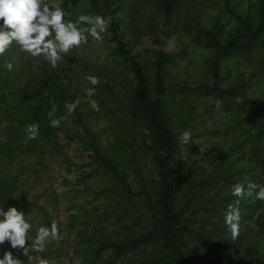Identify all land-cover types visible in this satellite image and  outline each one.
I'll return each mask as SVG.
<instances>
[{"label":"trees","instance_id":"trees-1","mask_svg":"<svg viewBox=\"0 0 264 264\" xmlns=\"http://www.w3.org/2000/svg\"><path fill=\"white\" fill-rule=\"evenodd\" d=\"M185 2L127 0L115 6L112 0H62L66 20L80 14L110 20L101 53L85 52L87 45L56 68L15 48L0 57V208L24 211L30 237L56 220L70 238L31 255L50 264H264V203L240 200L237 240L224 225L228 205L238 199L231 186L264 184V104L249 100L251 76L236 72L229 81L220 69L224 59L247 55L257 43L264 71V0L256 20L233 13L238 28L223 40L215 31L183 24ZM175 34L191 35L213 52L205 81L192 86L182 80L176 68L186 52L160 48L162 36ZM5 60L14 63L12 72L3 68ZM89 74L101 81L92 97L98 112L83 91L92 87L84 79ZM77 97L74 115L50 127L52 105L60 117L65 103ZM208 100L221 107L220 119ZM96 120L104 124V140L93 129ZM33 123L39 137L27 140L24 129ZM184 130L211 136L199 156L179 143ZM61 133L81 153L78 164L70 161ZM62 162L80 168L83 181L103 180L65 223L57 215V192L43 178L51 164ZM5 251H12L7 242L0 258ZM13 255L29 264L22 253Z\"/></svg>","mask_w":264,"mask_h":264},{"label":"clouds","instance_id":"clouds-1","mask_svg":"<svg viewBox=\"0 0 264 264\" xmlns=\"http://www.w3.org/2000/svg\"><path fill=\"white\" fill-rule=\"evenodd\" d=\"M69 13L62 6V0H0V57H4L12 48L24 53L37 62L43 60L51 67L56 68L65 56L74 50H79L89 44L88 37L93 41L103 39L108 32L110 20L102 15L80 14L78 18L66 20ZM3 68L9 72L14 70V63L5 60ZM92 87H85L86 102L93 111H100L99 103L92 99L96 95V88L101 83L99 77L87 75L84 77ZM67 85L69 81L65 80ZM81 98L66 102L65 114L56 117L58 106L53 104L48 112L49 125L59 128L61 123L67 122L74 115ZM27 140H36L39 137V125H27L24 129ZM145 135L149 132L144 129ZM178 141L181 145L192 143V133L184 130ZM183 154V148H181ZM231 195L237 197L236 205L229 204L224 215V225L233 241L240 236L241 212L239 202L245 197L253 201L264 203V184L248 182L236 183L231 186ZM25 212L12 206L7 210L0 208V246L6 242L12 251L3 252L0 264H25L13 251L20 252L27 258L29 264H50V261L41 255L52 242L59 241L60 230L56 220L50 226H41L36 229L34 237H30L32 224L25 218Z\"/></svg>","mask_w":264,"mask_h":264},{"label":"rangeland","instance_id":"rangeland-1","mask_svg":"<svg viewBox=\"0 0 264 264\" xmlns=\"http://www.w3.org/2000/svg\"><path fill=\"white\" fill-rule=\"evenodd\" d=\"M127 0H112L115 6L126 3ZM260 0H186L183 5L181 17L183 24L190 22L194 27L201 26L204 29L215 31L217 37L223 40L232 36L237 28L238 23L235 20L234 14L241 16L249 15V20H256ZM119 14V13H118ZM107 19V17H106ZM160 48L169 52H186L185 58L180 62L176 71L182 80L194 86L198 82L207 79L206 62L213 54L202 46L196 45L192 40L191 35L175 34L162 36L160 38ZM85 52H93L98 55L103 51L102 41H93L90 38L89 44L84 49ZM261 50L259 44H255L254 48L239 58H227L220 64L221 73L228 78L229 81L234 80L236 72L252 77V88L248 94L249 100L257 104H264V71L259 67L261 60ZM231 72L232 75H228ZM209 101V100H208ZM213 104V115L220 119L224 113L221 107L216 102L209 101L206 104ZM199 111L201 107L199 106ZM209 128L212 125V120L207 118ZM93 129L100 133V137L104 140L105 130L102 120H96L92 124ZM61 142L66 144L64 147L67 155L71 157V162L75 164L79 162L80 152L77 151V146L74 143H68L65 133L60 135ZM211 136L205 134L201 130L192 133V143L187 144V150L190 151L192 157L200 155V153L208 146ZM249 146V145H248ZM248 148V147H247ZM247 155V154H246ZM248 158V157H246ZM69 161V160H68ZM72 162V163H73ZM62 162L59 166L50 165L47 175L48 182L57 192L58 198V216L65 223L70 213L75 212L81 205L84 195L91 190H97L102 186V178L98 180L83 181L78 178L80 168ZM70 170V171H69ZM254 174V169L249 171ZM33 189V188H32ZM74 190V191H73ZM77 190V192H75ZM34 191V190H31ZM82 192V193H81ZM37 194V191H36ZM69 233L64 229L60 232V239L68 237ZM69 238V237H68ZM70 240V238L68 239Z\"/></svg>","mask_w":264,"mask_h":264}]
</instances>
